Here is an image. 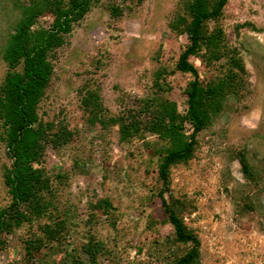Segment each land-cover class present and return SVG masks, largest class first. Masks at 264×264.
Instances as JSON below:
<instances>
[{"label":"rangeland","instance_id":"1","mask_svg":"<svg viewBox=\"0 0 264 264\" xmlns=\"http://www.w3.org/2000/svg\"><path fill=\"white\" fill-rule=\"evenodd\" d=\"M112 2L128 6L122 16H111ZM179 2L99 0L75 25L66 43L55 50L54 75L40 104L41 114L44 120L64 122L77 135L61 149L49 148L42 166L51 175H68L66 182H55L56 194L59 207L69 211L74 223L64 244L46 250L48 256L41 264H64L66 250L80 248L89 238L103 244L97 264H159L157 259L165 249L161 242L172 227L165 222L161 202L154 195L159 183L157 157L151 148L157 146V137L147 134L146 141L121 142L117 128L103 131L90 125L81 108L80 91L88 82L99 85L112 112L146 97L158 62L173 68L187 42L184 34L177 35L168 26ZM221 24L229 44L239 48L244 58L250 92L200 133L195 159L173 169L172 188L177 195L195 198L197 210L186 221L200 237L202 264H264V193L258 196V210L247 216L236 214L233 192L246 181L231 154L245 146L264 150V0H229ZM192 59L202 79L213 73L214 67L206 68ZM5 73L0 58V83ZM190 78L180 72L168 78L170 98L180 112L185 110L183 90ZM8 162L0 143V207L9 202L2 179ZM100 198L108 199L114 209L96 212L91 218L89 202ZM31 231L25 225L6 237L0 264H23L22 241Z\"/></svg>","mask_w":264,"mask_h":264},{"label":"trees","instance_id":"2","mask_svg":"<svg viewBox=\"0 0 264 264\" xmlns=\"http://www.w3.org/2000/svg\"><path fill=\"white\" fill-rule=\"evenodd\" d=\"M120 1L141 4L144 0ZM228 1L180 0L168 26L173 33L184 34L187 42L173 68L158 62L160 65L152 72L151 92L135 105L112 112L99 85L88 82L80 91L81 108L90 125L103 131L117 128L121 142L136 138L146 141L147 134L157 137V146L151 148L152 156L157 157L159 183L154 195L161 202L165 222L172 227V233L161 242L165 249L157 259L159 264H202L200 237L186 221L197 210L195 198L174 192L172 171L195 159L200 133L233 110L250 92L244 58L239 48L229 44L221 24ZM98 2L0 0V58L6 66L0 83V143L9 160L2 172L9 202L0 207V249L8 235L29 225L33 231L22 241L23 264L44 261L46 250L63 245L74 223L69 211L59 207L56 194L55 182H66L68 175H51L42 164L49 148L67 146L77 132L62 121L44 120L40 104L54 75L55 50L66 43L75 25ZM125 7L128 6L112 2L111 16H122ZM44 18L49 19L45 25L41 23ZM242 25L256 29L251 23ZM159 54L157 51L155 57L159 58ZM192 58L206 68L214 67L213 73L202 79ZM175 72L191 76L183 90L184 112L170 98L172 84L168 78ZM146 145L150 147L148 142ZM231 154L239 162L246 181L245 186L234 189L235 212L247 216L259 209L258 196L264 193V150L252 151L245 146ZM89 209L92 218L96 212H111L114 206L108 199L100 198L90 201ZM115 224L112 222V226ZM103 251L102 242L89 238L80 248L66 250L63 263L97 264Z\"/></svg>","mask_w":264,"mask_h":264}]
</instances>
